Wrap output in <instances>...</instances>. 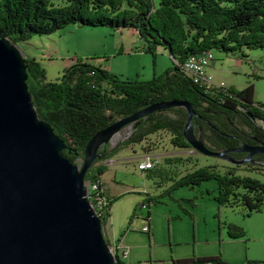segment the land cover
<instances>
[{
  "label": "trees",
  "instance_id": "trees-1",
  "mask_svg": "<svg viewBox=\"0 0 264 264\" xmlns=\"http://www.w3.org/2000/svg\"><path fill=\"white\" fill-rule=\"evenodd\" d=\"M71 24L130 29L139 36L144 52L156 57L158 47L163 46L173 61V67L163 75L135 81L120 79L103 66L77 59L63 70L59 79L50 82L42 64L22 52L32 102L40 119L49 123L65 141L63 154L73 164L79 160L82 163L86 145L100 130L153 104L176 100L194 107L195 135L202 138L208 149L228 151L229 157L241 161L248 154L232 150L264 144V104L255 101L253 83L240 91L234 87L207 89L196 85L179 65L210 51L240 53L245 58L244 49H264V0H0V38L17 47L34 36H49ZM187 118L185 108L156 111L133 123L130 135L123 142L99 148L102 157L93 162L85 174V182L98 183L106 202L99 216L104 237L112 205L118 201L117 196L105 191L102 182L108 171L105 162L122 149L142 144L161 131L170 134L174 147L193 149L183 133ZM244 165L252 172H264V153L256 154L253 163ZM238 168L230 166L225 172L218 166L197 168L178 180L171 178L174 182L164 194L215 182L214 201L220 208H242L244 216L251 217L264 211V183L238 174ZM149 173L162 181L169 176L159 166ZM157 202L151 197L145 203L151 206ZM186 203L190 209L183 208V212L193 218L196 204L191 199ZM149 221L150 214L148 225ZM225 227L229 239L246 237L245 230L235 223H225ZM172 263L232 264L219 255L173 259ZM259 263L263 262L251 264ZM115 264L125 263L117 255Z\"/></svg>",
  "mask_w": 264,
  "mask_h": 264
},
{
  "label": "rangeland",
  "instance_id": "rangeland-1",
  "mask_svg": "<svg viewBox=\"0 0 264 264\" xmlns=\"http://www.w3.org/2000/svg\"><path fill=\"white\" fill-rule=\"evenodd\" d=\"M143 44L136 32L130 29H111L106 26L92 27L71 24L47 36H34L18 48L27 56L35 58L46 70L47 80L59 79L63 70L75 60L82 59L95 66H103L111 74L123 80L148 81L159 77L173 67L169 51L158 47L156 57L142 50ZM245 58L240 53L227 55L213 51L214 64L207 69V76L214 85H223L226 89L234 87L243 90L249 83L255 85V101L264 104V49H244ZM128 130L119 137L118 143L128 138ZM159 154L163 162L158 165L169 173L164 181L138 170V162L143 154ZM112 172L120 191L132 188L135 193H128L112 206L113 217L109 225V240L123 241L124 248L119 250V257L124 263L132 264L137 257H147L156 252L161 262L169 263L173 255L169 241L175 239L187 243L175 247L189 253L190 258L221 256L232 264H250L264 260V231L259 225L264 224V211L245 217L242 208H220L214 201L217 193L215 182H205L192 189L183 187L170 194H164L173 184L189 171L204 166H218L223 172L233 163L217 157H207L201 153H190L174 147L169 133L161 131L147 141L122 149L111 160ZM106 163V162H105ZM76 165H81L79 160ZM238 174L251 176L264 183V172L250 171L246 165L238 166ZM141 192V193H138ZM158 202L146 205V194ZM210 193L208 195L207 193ZM187 199L194 200L196 207L193 218L183 212L190 209ZM218 208L220 213L218 214ZM151 214V224L159 245L148 244L145 234L139 230ZM219 215V216H218ZM225 223H235L246 232L243 241H230L227 238ZM250 225V231L245 226ZM225 227V228H224ZM108 240V239H106ZM179 242V243H181ZM172 244V241L170 242ZM133 244H139L138 249ZM124 250L129 256L124 255ZM264 264V263H259Z\"/></svg>",
  "mask_w": 264,
  "mask_h": 264
},
{
  "label": "water",
  "instance_id": "water-1",
  "mask_svg": "<svg viewBox=\"0 0 264 264\" xmlns=\"http://www.w3.org/2000/svg\"><path fill=\"white\" fill-rule=\"evenodd\" d=\"M22 51L0 38V264H115L100 217L88 200L85 174L102 157V145H117L133 123L173 107L188 112L184 137L196 153L222 158L233 165L252 162L264 144L228 151L208 149L195 135L196 114L189 102H159L100 130L86 145L81 165L63 152L66 143L40 119L28 87Z\"/></svg>",
  "mask_w": 264,
  "mask_h": 264
},
{
  "label": "built area",
  "instance_id": "built-area-1",
  "mask_svg": "<svg viewBox=\"0 0 264 264\" xmlns=\"http://www.w3.org/2000/svg\"><path fill=\"white\" fill-rule=\"evenodd\" d=\"M213 52L205 53L199 57L189 58L183 64H179L181 70L184 72L186 76L191 78L196 85L204 86L207 89L221 88L225 87L223 85H214L210 82V77L207 76V69L212 65L214 61ZM190 153H195L193 149L189 150ZM163 157L159 154H148L145 153L140 161L138 162V170L141 172H149L153 170L155 167L160 165L163 162ZM112 161H107L106 165H112ZM87 186V197L90 201L92 207L95 209L98 216L102 215V211L106 202L104 197L102 196V191L98 190V183L86 182ZM145 233L150 232V227L148 224H145L142 228ZM124 255H127V252L124 250ZM138 264H148L146 262H140ZM207 264H216V263H207Z\"/></svg>",
  "mask_w": 264,
  "mask_h": 264
},
{
  "label": "crops",
  "instance_id": "crops-1",
  "mask_svg": "<svg viewBox=\"0 0 264 264\" xmlns=\"http://www.w3.org/2000/svg\"><path fill=\"white\" fill-rule=\"evenodd\" d=\"M213 64H214V61H213L212 65ZM106 163H107V161H106ZM113 165L114 164L107 165L108 166V171L106 172L105 175H103L102 182H103V185H104V187L106 189L105 191L109 195H111V196H117L118 201H116V202L118 203L128 193H130V192L135 193V192H133L134 190H132V188H128L127 190H124V191H120L119 190L120 189V186H123V185L122 184H118V182L116 180V176H115L116 175V172L113 173L112 170L110 169ZM138 193H141V192H138ZM144 194H146V198H151L150 194H147V192H145ZM257 214H260V213L253 214L250 217V219L254 215H257ZM112 217H113V213H112V208H111V218H110V220H112ZM148 218H149V216H148ZM110 220H108V224H107V226L105 228V232H106L105 237H106V239H108V242H109V244H110V246L112 248L111 249L112 252L115 254V256H117V255L119 256V250H121L122 248H124L126 245H124V240L123 241H117V240H115V238H113V241H110L109 240L108 235H110V233H109ZM147 220L142 225V227H141V229L139 231L142 234H145V237L147 238L148 244L151 245V243H153L154 247L156 248L157 245H159V242H158L157 238H155V236H156L155 235V231H154V229L152 227V224H151V221H152L151 214H150V221H149L150 232L149 233H145L142 230L143 226L145 224H148L147 223ZM257 225H259L258 228H259L260 231H264V224L261 223V224H257ZM245 228H247L248 231H250V229H252V227L250 228V225L245 226ZM226 234H227V230H226ZM227 237H228V234H227ZM227 239L230 240V241L235 240V239H229V237ZM260 239L262 240V242H264V237L263 238H260ZM243 240H244V242H248V240L245 239V238L238 239V240H235V241H243ZM171 241H172V244L170 243ZM171 241H169V246H170L171 251L173 250L172 251L173 255L171 256L168 264H173L172 263V260L173 259L174 260H182V259H188V258L189 259H193V258H190L188 251L187 252H184V251L179 250V252H177V253L175 252V247H180V246H183V245H185L187 243H184V242H181V241H176L175 239H171ZM179 242H181V243H179ZM139 247H140L139 244H133V248L134 249H138ZM127 256H129L128 253H127ZM196 258H198V256ZM223 260H225V259H223ZM260 261H262L264 263V260H260ZM140 262H146L148 264H166V262H161L160 258L157 256L156 252L154 253V251H153V255L150 254L149 257H147L145 255H142L140 257H137L136 260L134 262H132V264H138ZM253 262H255V261H253ZM249 263L251 264L252 262H249ZM125 264H129V263H125Z\"/></svg>",
  "mask_w": 264,
  "mask_h": 264
}]
</instances>
